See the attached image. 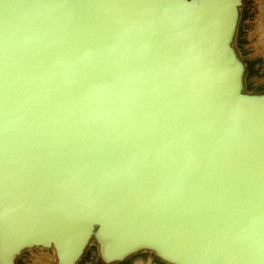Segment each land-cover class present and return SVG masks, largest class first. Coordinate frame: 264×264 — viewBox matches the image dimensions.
Returning <instances> with one entry per match:
<instances>
[{"label":"water","instance_id":"obj_1","mask_svg":"<svg viewBox=\"0 0 264 264\" xmlns=\"http://www.w3.org/2000/svg\"><path fill=\"white\" fill-rule=\"evenodd\" d=\"M263 0H0V264H264Z\"/></svg>","mask_w":264,"mask_h":264},{"label":"bare ground","instance_id":"obj_2","mask_svg":"<svg viewBox=\"0 0 264 264\" xmlns=\"http://www.w3.org/2000/svg\"><path fill=\"white\" fill-rule=\"evenodd\" d=\"M263 23H264V20H263ZM264 27V25H261V29Z\"/></svg>","mask_w":264,"mask_h":264},{"label":"rangeland","instance_id":"obj_3","mask_svg":"<svg viewBox=\"0 0 264 264\" xmlns=\"http://www.w3.org/2000/svg\"><path fill=\"white\" fill-rule=\"evenodd\" d=\"M263 2H264V0H263Z\"/></svg>","mask_w":264,"mask_h":264}]
</instances>
